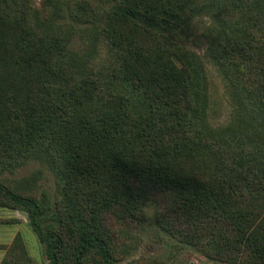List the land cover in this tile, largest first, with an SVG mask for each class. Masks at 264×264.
Wrapping results in <instances>:
<instances>
[{"label":"trees","instance_id":"16d2710c","mask_svg":"<svg viewBox=\"0 0 264 264\" xmlns=\"http://www.w3.org/2000/svg\"><path fill=\"white\" fill-rule=\"evenodd\" d=\"M48 5L91 26L87 55L70 48L71 22L0 0V175L39 160L59 187L52 203L0 180V206L27 213L45 264H119L116 226L148 206L213 264H264V0ZM199 16L214 22L206 54L232 102L223 127L181 34ZM6 249L1 264H36L21 234Z\"/></svg>","mask_w":264,"mask_h":264},{"label":"rangeland","instance_id":"374dc122","mask_svg":"<svg viewBox=\"0 0 264 264\" xmlns=\"http://www.w3.org/2000/svg\"><path fill=\"white\" fill-rule=\"evenodd\" d=\"M60 1L63 3V9H66L67 3L75 0ZM31 2L39 12H42V15L51 16V22L53 19L58 25L71 22L74 25L75 33L70 48L79 57L88 54V44L92 38L91 26L70 20L64 12L62 16H53V6L48 5V0H31ZM204 17H196L194 20L199 22L193 23V20L188 27L182 30L181 34L183 36L190 35L196 41L194 49L203 57L209 79V122L214 127H223L229 124L233 107L223 77L206 54L212 39L214 22L211 28H205L202 24ZM0 180L4 183H11L21 190L30 187L36 192L38 198L47 196L52 203H55L59 195L56 175L39 160H31L16 170L3 173L0 175ZM145 213V219L142 221L116 226L115 244L119 264H213L195 248L179 242L159 228L156 224L154 206H148ZM25 215L29 222L26 212ZM24 234L27 240V249L34 257V262L45 264V247L36 233L30 227L24 231Z\"/></svg>","mask_w":264,"mask_h":264},{"label":"crops","instance_id":"0c3cea01","mask_svg":"<svg viewBox=\"0 0 264 264\" xmlns=\"http://www.w3.org/2000/svg\"><path fill=\"white\" fill-rule=\"evenodd\" d=\"M28 223L25 212L0 206V264L6 256V246H10L18 234L22 235L26 243L24 231L30 228Z\"/></svg>","mask_w":264,"mask_h":264},{"label":"clouds","instance_id":"9594fccd","mask_svg":"<svg viewBox=\"0 0 264 264\" xmlns=\"http://www.w3.org/2000/svg\"><path fill=\"white\" fill-rule=\"evenodd\" d=\"M198 22L199 21H196V20L193 21V23H198ZM202 24H203V26L205 28H211L212 27V24H213V21H212V19L210 17L205 16L203 18Z\"/></svg>","mask_w":264,"mask_h":264}]
</instances>
